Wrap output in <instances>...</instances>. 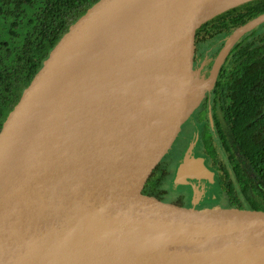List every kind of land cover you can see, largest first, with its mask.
Wrapping results in <instances>:
<instances>
[{
	"label": "water",
	"instance_id": "1",
	"mask_svg": "<svg viewBox=\"0 0 264 264\" xmlns=\"http://www.w3.org/2000/svg\"><path fill=\"white\" fill-rule=\"evenodd\" d=\"M251 1L99 0L69 27L0 131V264H264V203L222 182L198 131L184 148L264 14L220 44L212 24ZM124 26L143 74L79 96L70 81Z\"/></svg>",
	"mask_w": 264,
	"mask_h": 264
},
{
	"label": "trees",
	"instance_id": "2",
	"mask_svg": "<svg viewBox=\"0 0 264 264\" xmlns=\"http://www.w3.org/2000/svg\"><path fill=\"white\" fill-rule=\"evenodd\" d=\"M98 1L0 0V131L69 27ZM262 14L264 0H253L219 16L212 28L225 36ZM218 82L213 114L227 125V132L219 128L226 157L220 170L264 203V24L239 41ZM212 136L202 133L196 152L206 157L204 146L218 160Z\"/></svg>",
	"mask_w": 264,
	"mask_h": 264
},
{
	"label": "bare ground",
	"instance_id": "3",
	"mask_svg": "<svg viewBox=\"0 0 264 264\" xmlns=\"http://www.w3.org/2000/svg\"><path fill=\"white\" fill-rule=\"evenodd\" d=\"M128 36L127 26L119 28L92 54L87 65L70 81V84L76 86L79 96H86L88 92H92L96 97L93 95L91 97H95V101L101 104L106 99L97 95L99 92L101 94L106 92V85L116 87L118 83L135 80L143 74V66L135 58L131 59L130 55L124 58L121 56L122 43L118 40L122 41Z\"/></svg>",
	"mask_w": 264,
	"mask_h": 264
},
{
	"label": "flooded vegetation",
	"instance_id": "4",
	"mask_svg": "<svg viewBox=\"0 0 264 264\" xmlns=\"http://www.w3.org/2000/svg\"><path fill=\"white\" fill-rule=\"evenodd\" d=\"M218 34H219V39L217 41V44H220L222 39H223V37H225L227 34L225 36L221 35V33H218ZM237 45H236V47H237ZM219 77H220V75H219ZM218 80H219V78H218ZM218 86H219V82H217L216 88L213 91V93L204 101L202 106L199 108V110L194 115V118L191 121L189 131H188V133L186 135V138H185V141H184V148H186L187 144L191 141V139H192L193 135L196 133V131H198L197 143H199V140L201 139V134L202 133H204V132H208L209 133L210 132V134L213 135L212 136L213 139H214L213 140V142H214L213 144L215 146H217V148H218L219 159L215 160L212 157H210L209 154L207 153L206 147H204V146L199 148L200 149V153L204 154L206 156L205 157L206 164L208 166H210L211 168H213L217 172L219 178L222 180V182L224 184L228 185L231 182L230 181L231 180L230 177L227 176L224 173V171L220 170L221 162L226 157L224 156V153L222 152L224 144H223V142H222V140L220 138V134H219V128L220 127L223 129L224 132H227V125L224 122V119H223L222 116L213 114V107H214L215 100H216V94H217ZM219 119H220L221 123H219ZM218 134H219V136H218ZM197 143H196V145L198 146ZM183 150H185V149H183ZM183 150L180 152V154H182Z\"/></svg>",
	"mask_w": 264,
	"mask_h": 264
}]
</instances>
